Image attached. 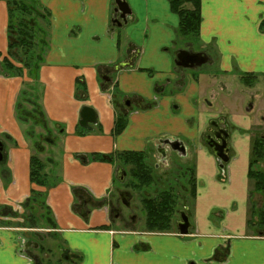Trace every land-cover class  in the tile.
<instances>
[{
    "label": "crops",
    "instance_id": "1",
    "mask_svg": "<svg viewBox=\"0 0 264 264\" xmlns=\"http://www.w3.org/2000/svg\"><path fill=\"white\" fill-rule=\"evenodd\" d=\"M114 1L35 0L47 27L38 69L30 77L25 68L16 76L2 68L4 59L13 60L8 0H0V207H13L35 191L39 210L44 207L48 216V226H42L41 212L29 210L27 203L18 216L36 224H18L16 218L14 225L1 227L0 264H52L51 247L38 244L52 237L62 244L56 262L71 264H264V231L249 224L254 214L248 178L252 140L264 134V121L222 115L207 99L211 87L226 89L224 77H264V0H199V51L209 56L219 79L174 65L181 47L179 17L168 0H124L130 9L125 21L114 12ZM102 73L108 76L104 84ZM24 83L33 84L27 85L31 92L23 90ZM21 93L28 96L24 116L16 109ZM125 98L135 108L128 106V120L114 134L117 108ZM84 106L96 113L95 124L87 128L79 125ZM216 117L232 127L223 177L203 141ZM158 121L173 124L174 133L152 134ZM181 135L195 156L188 233L114 228L107 203L118 166L92 155L143 151L158 139ZM35 154L46 163L43 171H57L54 184L47 178L42 184L30 180ZM83 198L86 213L81 215L74 205Z\"/></svg>",
    "mask_w": 264,
    "mask_h": 264
},
{
    "label": "trees",
    "instance_id": "2",
    "mask_svg": "<svg viewBox=\"0 0 264 264\" xmlns=\"http://www.w3.org/2000/svg\"><path fill=\"white\" fill-rule=\"evenodd\" d=\"M170 9L179 17L178 31L180 36L188 38L193 34H198L200 25V5L199 0H168ZM9 7V23H8V52L9 58L2 61V68L14 76L20 75L22 68H28L35 64V71L38 69L40 58H35V35L39 29L35 25H30L27 15L37 10L35 0H8ZM261 28H264V20L261 22ZM23 49L24 56L28 60L23 64H19L15 60L20 59V50ZM21 53V52H20ZM22 61V60H21ZM35 62V63H34ZM241 82L247 86H253L256 77L250 74H243L240 78ZM79 84V83H78ZM81 85V84H79ZM30 116V115H29ZM36 117V115H35ZM36 119L38 124H43ZM126 124L124 114L116 117L113 133L119 134ZM42 126V125H41ZM116 158L130 166V175L133 179H138L139 185L148 187L152 183L150 169L144 162L145 155L142 152L125 151L116 154ZM93 160L109 161L112 160L111 155L95 154ZM43 163L35 156L30 159V180L35 184H42L45 180L43 173ZM248 178L252 180L253 187L251 194H257L261 198V203L257 211L252 214L257 218L255 222L249 221V224L264 231V134L256 136L251 144L250 159L248 168ZM137 185V186H139ZM140 188V187H139ZM194 189V188H193ZM194 192V191H193ZM192 192V194H193ZM37 192L32 191V198L37 197ZM177 196L172 188L159 191L152 197L142 199L143 206L146 211V227L150 231L170 232L171 220L174 215ZM28 218V216H27ZM34 220H30L33 223ZM35 222V221H34Z\"/></svg>",
    "mask_w": 264,
    "mask_h": 264
},
{
    "label": "rangeland",
    "instance_id": "3",
    "mask_svg": "<svg viewBox=\"0 0 264 264\" xmlns=\"http://www.w3.org/2000/svg\"><path fill=\"white\" fill-rule=\"evenodd\" d=\"M37 6V5H36ZM28 17V21H30V25H35L38 27L39 32L37 34V32H35L37 38L35 37V42L37 44V46H35V49H32V51H35V58L37 56V58H41V55L43 53V49L45 47V42H46V19L44 17V13L41 11L40 7L37 6V10H35L34 13L27 15ZM178 43L181 45V49L182 48H186V45L189 43L191 45H189V47L187 48H191L192 51L197 52L199 50H201V45L198 39V34H193L192 36H189L188 38L186 37H182L179 34L178 31V39H177ZM190 50V49H189ZM23 49L20 50L19 54L21 55V60L17 58V60H15L16 62H18L19 64H23L25 62H27L28 60L26 59V57L24 56L23 53ZM35 63V62H34ZM39 65V64H38ZM35 64H33L32 66L30 65V67H28L25 72L28 73V75L30 77H34V69ZM186 71H188V73H192L194 76L197 75V73L199 72H203V73H209L210 76H214L216 79H219V72L214 70L208 63L202 65L199 68H192V69H186ZM242 75H231V76H227L224 77V79L227 80V84L228 86L226 87V89L221 90L220 88H218V86L215 87H211L210 91L208 92V96L207 99L209 100V102H211L212 104V109L216 110L217 112H220L222 115H239V116H243V117H248L251 120H259L261 117V119L264 121V77H256V81L255 84L253 85V87L248 88L246 84L242 83L240 81V77ZM28 78V77H27ZM27 85L33 86L32 83H24L23 84V90L27 91V92H31V87H28ZM22 90V91H23ZM28 96H24L23 93L20 94L19 96V103L21 102V105H18L16 107L17 109V113L19 115L24 116V112L26 109L27 104H25V99ZM120 101V100H119ZM255 101V105L253 107V109H251V111L249 113H245L244 109L250 105L252 102ZM122 101H120L119 103H121ZM27 103V102H26ZM202 103L206 106V103L204 102V100H202ZM122 106V104L120 105ZM252 106V104L250 105ZM36 109V113H39V108L36 107V105L34 106ZM131 108H135L134 105ZM244 114H241V113ZM38 114V115H39ZM128 120V115L126 117V121ZM246 120V118H245ZM234 122V121H233ZM264 123V122H263ZM169 130V133L173 134L174 133V128H173V124L168 123L167 126H165L163 124V122L158 121L156 124H154V127L151 129L152 134H156L158 133L160 130ZM261 133H264V125L262 126V129L260 130ZM180 133V132H179ZM183 135L179 136V138L185 140L184 137H182ZM163 138H167V137H163ZM173 138V137H171ZM177 138V137H176ZM152 154V153H151ZM35 157H37L39 160L40 158L37 156V154H35ZM174 161L177 164H182V163H187L188 165L189 163L191 164V158H188V160L186 161H181L180 159H183L181 157H179V155H174ZM178 160V161H177ZM43 163V168L45 167L46 163L43 160H40ZM123 168L126 170V172L129 169V165H122ZM51 167V166H50ZM173 171H171V175L174 176L173 174H179L178 172H180V170H177L175 167L172 168ZM51 170V169H50ZM43 171V173L45 174V177L48 179V184H54L53 182L57 179L56 174L57 171L54 169V167H52L51 171ZM186 167H184V171H186ZM177 171V172H176ZM183 171V170H181ZM118 172V171H117ZM117 174V173H116ZM53 175V176H52ZM183 175V174H182ZM130 176H128L127 174V179L126 181H128L130 178ZM180 183L179 186L175 185V187L173 188L175 190V192H177L178 194L177 196V202L175 207L176 208H181L184 205H187L189 207V212H192L193 207H192V202H193V195L192 193H190L189 191V182H187L186 178H182L180 177ZM120 181H118V179H115V186L113 185L112 188V192H111V198L109 199V201L111 202V204H115L118 201L117 198V190L120 188ZM156 189H147L148 192H150V196H152L155 191L158 189V191H162L165 190L166 187H163L161 185H156ZM121 189V188H120ZM134 190V189H133ZM133 193H137L136 191ZM132 193V194H133ZM145 196V194H144ZM181 196H184V198H181ZM256 196V198L254 197ZM251 204H252V209L256 212L257 209L260 206L261 203V198L257 195V194H252L251 197ZM141 196H132V199L130 201V207L126 208V213H132L136 216V223L131 224L129 222V224H119L120 221H111L112 226L114 228H118V229H131V230H145V226L143 225L144 223V219H145V212L142 208L141 205ZM37 200H35V198H30L29 200V210H35V209H40L39 201L36 203ZM26 204H24L25 206ZM23 206V208H24ZM34 207V208H33ZM37 210V211H38ZM15 209L11 206H2L0 207V215H3L5 217H8V219L6 220H0V228L1 227H7L10 226L11 224H15L16 222L13 220H9L10 218H14L17 216V214H15ZM41 212V214H38L39 220H41V225H45L48 226L47 224V217H46V213L44 211V209L39 210ZM17 212V211H16ZM39 213V212H38ZM44 215V216H43ZM24 216V215H23ZM22 216V217H23ZM21 217V215L19 216ZM177 217V215H176ZM113 218V216H112ZM26 219V217H25ZM256 217L252 216V222L256 221ZM144 227V228H143ZM147 229V228H146ZM148 230V229H147ZM149 231V230H148ZM51 240L45 241V242H40L38 241L39 245H43L44 247L46 246L45 244H47L48 246L51 247L52 251L51 254L49 253V255L47 257H49V260L51 261L52 264H71L69 262H66L63 259H60L59 262H56V256H58V254L60 253L61 249H62V244H61V240L57 237H52L50 238ZM36 247V246H34ZM33 253L39 254V251L35 252L36 249L32 248ZM43 255V254H42Z\"/></svg>",
    "mask_w": 264,
    "mask_h": 264
},
{
    "label": "flooded vegetation",
    "instance_id": "4",
    "mask_svg": "<svg viewBox=\"0 0 264 264\" xmlns=\"http://www.w3.org/2000/svg\"><path fill=\"white\" fill-rule=\"evenodd\" d=\"M115 7H116V4H115V1H114V8ZM116 15L119 17L118 13ZM189 45H191V44L188 43L186 45V48H182V49L179 48L178 51L179 50L192 51L191 48H187V47H189ZM178 51L176 52V55H177ZM192 52H194V51H192ZM197 52L205 53L203 51H197ZM176 55H175V58H174V65L176 67H178V68H183V69H192V68L201 67L202 65L208 63V61L210 59L209 56L206 54L208 56V60L205 63H203L201 66H194V67L185 68V67L177 66L175 64ZM107 72H109V71H107ZM101 80H102L103 84L108 81L107 73H102ZM247 87L251 88L253 86H247ZM121 104H122V106H119L117 108L118 109V113L119 114H124L125 118H126L127 115H128V113H127L128 106H130V104H131V107H132L134 105V102L131 99H129V98H125V99L122 100ZM250 105H248L247 108H249ZM221 130H225L227 132V137L226 138L222 134ZM231 130H232V127L227 123V121H226V119L224 117H216L214 119H211L208 122L207 130L203 134V141H204L205 145L212 152H213V150H212L211 147H209L207 145V142L213 143V140H215L217 143H221V139L216 138L214 133L218 134L221 138L225 139L228 160H229V154H228V152H229V136H230ZM255 137L256 136H254V138ZM174 141L178 142L179 145H181L180 147H183V149H181L179 151L173 150L171 148V146H170V143L174 142ZM123 152H125V151H123ZM132 152H142V153H144V155H145L144 162L148 166V168L150 169V173H151V176H152V183L148 187L140 186L139 185L140 181L138 179H133L132 178V176L130 175V170L128 169V171L126 172V170L123 168L122 165H126V164L123 163L122 161L118 160V158H116V154L117 153L111 155L112 156V161L114 163H116L117 166H118V169H117L118 172H117V174H116V176L114 178V186H115V179H118V181H120V183H121V185H120L121 189L119 188L117 190V198H118L117 203L111 204L110 201H108V203H107V208H109V213L111 215V221H113V220L120 221V223H119L120 225L121 224H129V222L131 224L136 223V216L134 214H132V213L127 214L126 213V211H127L126 208L130 207V201L132 199V196H133V198H134L135 195L136 196H141L140 201H141L142 208H143V210L145 212V219H144V223H143V225L145 226V228L144 227L143 228L145 230H143V231L154 232V233H166V232H157V231H150V230L148 231L146 229L147 228L146 227V211H145V208L143 206L142 199L145 198V197H152V196L156 195L157 193H159V191L157 189L155 191V193L152 196H150L149 195L150 192H148V190H147L148 188L149 189H151V188L152 189H156L157 188L156 185H161L163 187H166V189H169V188L173 189L175 187V185L179 186L180 179H181L180 177L186 178L187 182H189V191H190V193L195 191V189H193V188H195V183H196V178H195V156H194L193 150H192L189 142H187L186 139L183 140L181 138H175V137L174 138H169V137H167V138L158 139L155 143H152L151 145H149L146 150H143V151H132ZM95 154H99V153H94L93 155H95ZM177 154L179 155V157L183 158V159H180L181 161H185L186 159L188 160V158H191V160H192L191 164L189 163V165H188V162L187 163H182V164H180V163L176 164L175 161H174V157L173 156L177 155ZM93 155H92V158H93ZM216 161L218 163V168L220 169V172H221L222 177H223L224 176V167H225V164L228 161L225 162V163H222V166L219 165L220 162L217 159V157H216ZM173 167H175L177 170L181 169L183 171L180 170V172H178L179 174H176V175L173 174L174 176H172L171 175V171H173V169H172ZM184 167H186V169H187L186 171H184ZM129 168H130V166H129ZM127 174H128V176H130L129 177L130 179L128 181H126ZM137 185H139V186H137ZM133 191L134 192L136 191L137 193L135 194V193H133ZM175 193H176V195L178 194L177 192H175ZM144 194H145V196H144ZM191 196H193V199H194L195 193L193 192V195H191ZM30 198H32V197L28 196L22 202L17 203L15 206H13V208L17 211V212L15 211V214H17V216L14 217V218H10L9 220L18 218L17 221H16L18 224L19 223H25V224H27V223L30 224L31 223L30 220H28L27 217L25 219V217L23 215H21V217L18 216L20 213L23 212V206H24V204L29 203ZM181 198H184V196H181ZM86 204H87V200L83 198L78 203H76L74 205V207H75L76 211L79 212V214H81V215L83 214L84 215L86 213V210H85ZM40 205H41V202H40L39 206ZM41 209H45V208L41 206ZM45 213H46V211H45ZM189 213H191V212H189V207L187 205H184L181 208H176L175 207L174 215L172 216V220H171V231L170 232H178L179 234H181L179 232V226L178 225L182 221V215H184L187 218V224H188L187 233H188V230L191 227V224H190V221H189ZM176 215H177V217H176ZM112 216H113V218H112ZM46 217L48 218L47 213H46ZM6 219H8V217H5L3 215L0 217V220H6ZM255 230L257 232V229H255ZM187 233H185V234H187ZM185 234H181V235H185ZM23 255L24 256H28L30 258H33L31 253H29V252L28 253L24 252Z\"/></svg>",
    "mask_w": 264,
    "mask_h": 264
},
{
    "label": "water",
    "instance_id": "5",
    "mask_svg": "<svg viewBox=\"0 0 264 264\" xmlns=\"http://www.w3.org/2000/svg\"><path fill=\"white\" fill-rule=\"evenodd\" d=\"M116 7L114 8V12L119 14V17L125 21L126 17L130 14V9L128 4L124 0H115ZM208 60V56L205 53L201 52H192L188 50H179L176 55L175 64L181 67H194L201 66ZM106 79V78H105ZM96 122V113L93 108L89 106L82 107L80 111V120L79 125L83 128H87L88 124H94ZM224 137H227V132L225 130H221ZM215 137L221 139V143H217L213 140V143L207 142V145L212 148L214 155L220 162V166L222 163L228 161V155L226 151V142L224 138H221L218 134L214 133ZM170 146L173 150L179 151L183 149L180 147L178 142L174 141L170 143ZM2 149L3 144L0 141V161L2 160ZM179 232L181 234L187 233V218L182 215V221L179 223Z\"/></svg>",
    "mask_w": 264,
    "mask_h": 264
}]
</instances>
